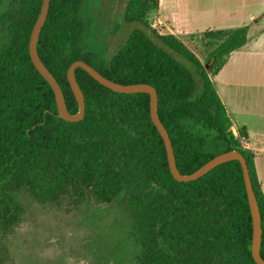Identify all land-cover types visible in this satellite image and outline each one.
Masks as SVG:
<instances>
[{
	"label": "trees",
	"instance_id": "16d2710c",
	"mask_svg": "<svg viewBox=\"0 0 264 264\" xmlns=\"http://www.w3.org/2000/svg\"><path fill=\"white\" fill-rule=\"evenodd\" d=\"M88 0H50L37 52L58 82L67 109L78 105L67 79L76 60L122 84L147 83L171 140L179 172L188 174L219 153L245 158L258 202L264 259V192L255 151L235 135L206 65L173 34L147 22L159 0H127L122 22L138 23L110 58L88 51ZM42 0H0V264H12L7 239L24 222L21 196L42 205L77 207L86 200L114 207L123 235L94 264H257L251 254L252 217L238 160L177 181L164 141L150 116L149 95L115 92L75 69L84 116L57 115L54 93L29 56ZM210 72L247 41V26L205 30ZM183 58L184 64L175 55ZM206 59V60H207Z\"/></svg>",
	"mask_w": 264,
	"mask_h": 264
},
{
	"label": "rangeland",
	"instance_id": "374dc122",
	"mask_svg": "<svg viewBox=\"0 0 264 264\" xmlns=\"http://www.w3.org/2000/svg\"><path fill=\"white\" fill-rule=\"evenodd\" d=\"M126 2L88 0L87 14L91 20L88 51L110 58L130 31L143 27L122 22ZM179 10L191 26L202 30L179 38L206 65L227 111L232 112L236 122H247L253 132L263 130L260 121L264 115V25L250 26L244 46L226 57L217 74L210 72L211 59H207V55L211 48L202 34L222 24H234L248 12L257 14L264 22V0H181ZM147 22L160 34L171 26L159 8L148 14ZM143 28L151 34L150 29ZM175 56L190 66L183 58ZM240 127L236 128L235 135ZM241 139L245 146L246 139ZM255 166L264 192V155H256ZM21 199L27 207L24 222L7 239L12 264H94L99 254L105 255L108 247L123 235L119 212L114 207L90 200L77 207H54L39 204L25 195Z\"/></svg>",
	"mask_w": 264,
	"mask_h": 264
},
{
	"label": "water",
	"instance_id": "95a60500",
	"mask_svg": "<svg viewBox=\"0 0 264 264\" xmlns=\"http://www.w3.org/2000/svg\"><path fill=\"white\" fill-rule=\"evenodd\" d=\"M49 2L50 0H42L40 12L33 25L30 39H29V56L33 64L35 65V67L38 69L41 75L46 79V81L49 83V85L51 86L53 90L56 108H57V115L66 121H79L84 116V109H85L84 95L75 77V69L78 67L85 70L96 81H98L105 87L115 92L148 93L151 120L153 124L155 125V127L157 128V130L159 131L164 141L169 170L175 180L177 181L194 180L223 162L230 161V160H238L240 162L242 166L243 178L245 182V189H246V194H247L251 217H252L251 254H252L254 261L257 264H264V259L260 255L262 227H261V216H260L259 206H258V202H257L256 196H255V193L252 187L246 160L244 156L238 150L233 149V150L219 153L191 173L183 174L179 172L176 166L175 157H174L173 149L171 145V140L169 138L167 131L162 125L159 119L158 113H157V93H156L155 88L147 83L122 84V83L114 82L104 77L97 70H95L91 65H89L88 63L82 60L73 61L67 69V79H68L69 85L71 87V90L74 94V97L78 105V109L75 113L69 112V110L67 109L66 103H65V98L61 90V87L59 86L54 76L50 73V71L42 63L41 59L39 58L38 52H37V41L39 38L41 28L46 20L48 8H49Z\"/></svg>",
	"mask_w": 264,
	"mask_h": 264
},
{
	"label": "crops",
	"instance_id": "0c3cea01",
	"mask_svg": "<svg viewBox=\"0 0 264 264\" xmlns=\"http://www.w3.org/2000/svg\"><path fill=\"white\" fill-rule=\"evenodd\" d=\"M180 4H181V0H159V10L164 17L170 20V25H171L168 27V31H164V34H173L177 38H179L184 34H195L197 32H201L202 30L199 31L198 29H195L194 26H191L190 21H188V19H186L181 14L179 10ZM252 24L262 26L264 25V22L260 21V18L257 16V14L248 12L247 15L243 17L242 20H239L238 22H234V24H224V25L222 24L221 26L214 27L212 30L247 26L248 28L247 36H248L249 29ZM228 113L233 123L232 130L234 133L236 132V128L238 126H244L246 128L247 138L245 141L246 142L245 147L255 151L256 155H260V154L264 155V115L262 119L263 121H260L262 123L261 125L263 126V130H260L259 132H253L252 129L249 128V126L247 125V122L245 121L236 122V120L232 116V112H228Z\"/></svg>",
	"mask_w": 264,
	"mask_h": 264
}]
</instances>
